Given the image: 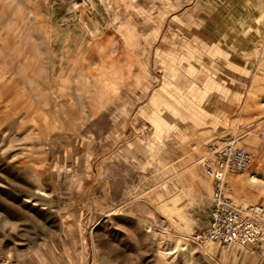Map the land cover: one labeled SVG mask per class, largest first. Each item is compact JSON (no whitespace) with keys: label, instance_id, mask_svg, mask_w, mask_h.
Here are the masks:
<instances>
[{"label":"rangeland","instance_id":"374dc122","mask_svg":"<svg viewBox=\"0 0 264 264\" xmlns=\"http://www.w3.org/2000/svg\"><path fill=\"white\" fill-rule=\"evenodd\" d=\"M195 1L0 0V264H264V240L192 243L210 208V146L233 141L259 161L227 175L225 193L264 207V0H202L218 18L201 29L167 22ZM163 21L168 36L218 39L164 44L177 57L248 70L230 114L166 85L147 43ZM60 138L83 148L56 157Z\"/></svg>","mask_w":264,"mask_h":264},{"label":"crops","instance_id":"0c3cea01","mask_svg":"<svg viewBox=\"0 0 264 264\" xmlns=\"http://www.w3.org/2000/svg\"><path fill=\"white\" fill-rule=\"evenodd\" d=\"M201 1L202 0H196L192 8L185 9L184 12H182L178 17L167 19V22H169L171 25H176V28L191 29L192 27H197L198 29H201L204 26V24H202L204 23V21H206V24H209L211 22L210 20H214V17H217L214 14V11H203V9H201L200 5L198 4ZM206 2L208 4L209 0H207ZM164 21L160 25L153 28V33L155 35H153V37H149L147 39V43L149 45L158 44V46L155 47L154 54L155 57H158L156 59L158 60L157 64L159 66L162 65L163 67L164 73L162 74V79L164 78L166 85L173 86L176 91L180 90L181 88L180 92H182L183 100L189 102L191 100H194L195 98V96L191 93L198 92L199 97L196 98L201 99L204 96L206 98L208 97L210 99V104L223 107L224 116L230 114V108L234 107V104L238 102L237 99H240L237 98V93H242L243 91H245L246 82L242 84L241 81L244 82L245 79H247L248 70H246L244 67L237 66L232 63L231 64L233 65V67H231L230 63H228L227 61L225 63V65L227 64L226 67L217 66V68L211 69L209 64V68H207L206 63L203 61L207 59L206 55L204 57L199 55L198 59L196 56H193L194 59L191 60L195 62H193L192 64L190 62H186L188 58L185 55L177 57V49L173 47L166 48L164 44L181 42L185 44L205 45L208 43H218V39H212V37L205 36L203 34H200L198 36L180 37L172 34V36H168L166 34L168 30L166 29V27L163 28ZM199 51L204 53L207 51V48L205 46H202ZM155 57L153 56L152 58L151 56L150 60H153ZM218 60L220 61L221 58H219ZM201 63L203 65H201ZM109 75L113 74L110 72ZM115 77L116 76L114 75V80H116ZM211 77L214 78L211 79ZM235 79H238L239 82H235ZM176 98L179 99V96ZM165 102L166 98L164 97V99L159 101V108H165ZM197 106L200 107L201 105ZM239 108H246V106L243 105L242 107H240L239 105ZM160 118H162V116H160ZM213 122L214 121H212L211 123ZM208 123H210V121H208ZM212 130L213 129H211L210 131ZM61 139L62 138H60L59 141H63V143L59 141L55 142L52 144L50 149L52 150V152H56V157H59L60 152H62L63 156H68L70 158L74 155L75 151H80L83 148L82 143L78 144V142L76 143V141L75 144L73 143L72 145V138Z\"/></svg>","mask_w":264,"mask_h":264},{"label":"built area","instance_id":"2783aa9c","mask_svg":"<svg viewBox=\"0 0 264 264\" xmlns=\"http://www.w3.org/2000/svg\"><path fill=\"white\" fill-rule=\"evenodd\" d=\"M211 163L202 161L201 167L212 184L206 225L195 232L192 243L196 247L217 245L229 252L259 245L264 240V207L236 203L226 191L227 175L242 174L252 161V154L230 141L210 146Z\"/></svg>","mask_w":264,"mask_h":264},{"label":"bare ground","instance_id":"6f19581e","mask_svg":"<svg viewBox=\"0 0 264 264\" xmlns=\"http://www.w3.org/2000/svg\"><path fill=\"white\" fill-rule=\"evenodd\" d=\"M94 1V0H93ZM99 2V1H98ZM95 4H96V1L94 2ZM100 3V2H99ZM100 12V11H99ZM102 14V13H101ZM103 18H104V16H103ZM85 143V142H84ZM108 151V150H107ZM106 151V152H107ZM104 154V153H103ZM106 154V153H105ZM101 155H102V153H101ZM258 158V157H257ZM257 163H259V161H255L254 160V164L253 163H251V164H249L248 165V167L246 168V175H248V172H249V168H250V165H252L251 166V168L252 169H255L256 168V164ZM100 172H101V170H100ZM99 173V172H98ZM101 174V173H100ZM99 174V175H100ZM100 177V176H99ZM249 178L248 179H254V178H252L251 176H248ZM244 181H245V178L244 179H242L241 181H239V182H236V181H232L231 183H230V186L232 185V186H234V187H236V188H239V187H243V185H244ZM203 186L204 187H206V184L205 183H203ZM244 188V187H243ZM89 190V189H88ZM90 191V190H89ZM258 191V190H257ZM100 192H102V191H100ZM261 192H262V190H261ZM260 192V193H261ZM260 193H259V195H260ZM163 194V193H162ZM100 196V195H99ZM102 198V197H101ZM105 199V198H104ZM97 202V201H96ZM100 202V201H99ZM100 204V203H99ZM105 204V203H104ZM90 207V206H89ZM100 208H102V207H100ZM97 209V208H96ZM97 211V210H96ZM96 213V212H95ZM96 219V218H95ZM89 237H90V235H89ZM91 239V238H90ZM8 257H9V255H8ZM35 257V256H34Z\"/></svg>","mask_w":264,"mask_h":264}]
</instances>
